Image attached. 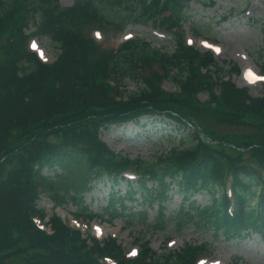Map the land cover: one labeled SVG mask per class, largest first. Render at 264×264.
I'll use <instances>...</instances> for the list:
<instances>
[{"label":"trees","instance_id":"1","mask_svg":"<svg viewBox=\"0 0 264 264\" xmlns=\"http://www.w3.org/2000/svg\"><path fill=\"white\" fill-rule=\"evenodd\" d=\"M191 1L74 0L65 6L59 0H0V264H106L104 255L116 264H195L207 249L185 242L160 254L136 238L140 252L129 258L115 238L84 237L57 214L49 219L51 233L34 223V215H45L37 205L42 189L54 205L70 199L80 205L77 214L102 216L82 202L105 180L111 187L121 180L127 185L124 194L110 188L106 205L117 213L107 211L109 217L126 200L140 199L137 215L145 218L146 208L157 203L152 225L162 229L169 219L164 203L177 192L179 226L192 223L226 239L258 233L264 240V94L251 96L219 72L210 51L185 44L177 29ZM103 2L118 10L114 17H107ZM30 21L59 50L53 61L42 62L28 49ZM130 22L175 35L173 48L139 37L105 47L89 32ZM164 79L176 89H164ZM131 80L138 86L129 91ZM143 115L177 123L182 144L151 158H130L101 139V130ZM127 169L137 178H125ZM198 193L208 194V203L199 204Z\"/></svg>","mask_w":264,"mask_h":264},{"label":"rangeland","instance_id":"2","mask_svg":"<svg viewBox=\"0 0 264 264\" xmlns=\"http://www.w3.org/2000/svg\"><path fill=\"white\" fill-rule=\"evenodd\" d=\"M59 2L68 6L74 0H59ZM103 4L108 18L117 14L118 10L109 6L112 5L111 3L103 2ZM187 11L189 16L177 31L183 33L184 38L186 37L188 42L199 49H205V40L218 45L219 53L216 54V59L222 66L220 73L230 77L240 86H245L242 73L243 68L247 66L262 74L264 78V69L261 68V56L264 52L262 33L264 0H192ZM102 29L93 28L92 34L104 45L115 46L127 38L138 37L152 42L155 47H165L169 50L175 43V35L162 32L150 23L130 22L123 27L109 24ZM34 30L35 23L30 21L26 28V34L32 33L30 45L35 41L49 60L54 59L59 50L50 43L48 37L41 36ZM236 68L239 72H236ZM137 86L134 80L127 83L129 91L135 90ZM163 86L168 90L176 89L169 79L163 81ZM248 88L252 96L262 95L263 81L249 84ZM199 97L203 100L206 95L201 92ZM178 130V124L169 118H164L162 115H143L138 121H129L122 125L113 124L101 130L100 137L106 140L111 148L130 158L139 156L151 158L155 154L169 150L172 146L182 144L179 141L181 133ZM43 173L51 175L52 170L44 169ZM110 188L124 194L127 185L121 180L111 187L110 182L105 180L99 181L92 190L85 192L82 206L102 214L101 217L90 222L91 224L88 223L87 227L83 219L76 218V211L80 205L71 202L70 199L54 208L51 197L44 194L37 205L44 210V220L49 219L52 213H57L70 225L79 224L84 235L90 233L98 238L115 236L125 250L138 247L136 238H140L141 241L148 240L152 249L160 254L166 248L177 250L185 242L205 243L207 250H204L205 252L201 255L206 259L202 262L221 259L225 264H264V240L258 233L243 239H226L220 233L195 227L192 223L179 226L178 219H174L173 214L181 200L177 192L164 203L169 219L162 229H154L152 225L157 216V203L146 208L145 218L137 215V211L141 209V204L138 203L140 199L132 202L129 199L126 200L127 206L118 209L119 213L116 216L109 217L106 214L107 211L115 212L106 205ZM194 198L199 204H206L209 201L208 194L204 193H198ZM117 206L120 205L115 202L114 207ZM95 232L101 235H96Z\"/></svg>","mask_w":264,"mask_h":264},{"label":"bare ground","instance_id":"3","mask_svg":"<svg viewBox=\"0 0 264 264\" xmlns=\"http://www.w3.org/2000/svg\"><path fill=\"white\" fill-rule=\"evenodd\" d=\"M251 79H252L251 76H248V77H246V78L244 79L243 83H244V84H247Z\"/></svg>","mask_w":264,"mask_h":264},{"label":"snow or ice","instance_id":"4","mask_svg":"<svg viewBox=\"0 0 264 264\" xmlns=\"http://www.w3.org/2000/svg\"><path fill=\"white\" fill-rule=\"evenodd\" d=\"M35 46V45H34ZM132 254H135V253H132Z\"/></svg>","mask_w":264,"mask_h":264}]
</instances>
